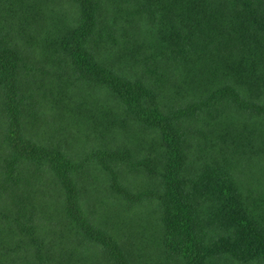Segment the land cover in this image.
Instances as JSON below:
<instances>
[{"label":"trees","instance_id":"1","mask_svg":"<svg viewBox=\"0 0 264 264\" xmlns=\"http://www.w3.org/2000/svg\"><path fill=\"white\" fill-rule=\"evenodd\" d=\"M113 166L162 191L161 256L264 264V0H0V264H131L84 190Z\"/></svg>","mask_w":264,"mask_h":264},{"label":"rangeland","instance_id":"2","mask_svg":"<svg viewBox=\"0 0 264 264\" xmlns=\"http://www.w3.org/2000/svg\"><path fill=\"white\" fill-rule=\"evenodd\" d=\"M81 135L83 137L84 134L82 133ZM109 136L111 137L113 135L109 134ZM98 139L99 142L96 141L94 149H92L93 143H91L88 153L85 154L87 156L84 157L87 159L91 156L92 161L94 159V163L97 165L95 167L101 169L104 161L109 164H114L112 163V156L115 154L129 155V157H126V160L128 165L132 166L130 168H136L138 165L140 166V164L144 165L141 158L133 157L128 149L121 147L118 141L111 140L109 146L104 147V144H101L103 141L102 136ZM154 146L156 147L154 148L156 151H151L149 155L157 156L159 146ZM149 149L150 148H145L144 150ZM85 161L86 160H83L84 163ZM242 168L243 170L239 171V176L246 181V184H251L252 182L253 185L257 186L258 182L255 179L256 177L259 178L260 171L258 167L254 166L253 163H243ZM86 170L88 173L83 180V184L85 185L84 190L87 192L90 191V188L93 186L98 187L99 192L95 189L93 193H90V200L95 206L94 208L97 215H101V217L106 220L105 224L108 226L112 224L116 227L118 237L120 238V245L128 252L131 264H181L177 259L161 256V250L158 248L159 246H157V244L160 245L159 231L161 230V224L156 223L155 216L157 215V208H159V205L161 206V197H150L148 193L147 196L143 197L144 192L146 193V189H150L152 192H157L162 195L161 190L157 189L155 185H151L146 179L136 180V182L131 179L128 185H126L123 177L119 180L117 176L114 180V174L117 170L116 166H113V174H111L112 170L103 173L105 176L107 175V178H103L100 174L98 175L96 173L97 171L90 170L89 168ZM152 180L153 181H150L156 182L157 179L154 177ZM113 186H116V188ZM91 190L94 189L92 188ZM121 191L125 193L121 194ZM140 194L142 195L141 198H139ZM120 196H122V198ZM121 201L124 205H128V207L125 208L121 206ZM110 214H113L112 218H109ZM75 251L76 248L74 246L72 247L70 244L67 245L64 251V255H66L70 264H109L107 261L108 256L99 249V253L92 251L88 256H86V253L82 254L81 251L80 253ZM223 264L242 263L230 258Z\"/></svg>","mask_w":264,"mask_h":264}]
</instances>
